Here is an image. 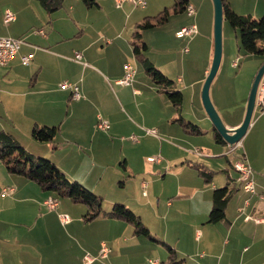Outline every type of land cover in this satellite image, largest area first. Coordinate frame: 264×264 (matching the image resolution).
I'll return each mask as SVG.
<instances>
[{
    "label": "crops",
    "instance_id": "0c3cea01",
    "mask_svg": "<svg viewBox=\"0 0 264 264\" xmlns=\"http://www.w3.org/2000/svg\"><path fill=\"white\" fill-rule=\"evenodd\" d=\"M114 1L116 3V0ZM227 1L239 15H251L256 19L264 15V0ZM189 3L196 10L193 16L204 13L208 17L206 20L207 24L209 23L207 30L210 31L208 37L213 44L212 50L210 49L209 52L208 62L203 67L202 73L196 78L194 75L190 76L185 67V62L187 64L189 61H181V76L177 78V83L174 84L175 88L183 94L181 108L177 109L169 100L167 101L168 98L166 99V95L160 92V89H158V93H141L134 88L133 93L125 91L117 93L121 95L122 100L121 98L120 100L116 97L113 98L119 114L124 117L125 123L128 122L130 131L138 130L144 141L149 137L152 138V136L144 133L141 127L132 125V122L125 116L127 109L134 115H138L139 120H142L143 126H145L147 121L143 114V105L151 100L161 101L167 106V102H169L172 105V111L171 115L165 119V124L169 126L177 123L176 119L180 115L187 120L183 115L187 95H190L189 99L192 100L193 105L195 103L201 105L202 102V90L199 86L205 83L214 56V7L210 0H189ZM75 6L80 10V3H76ZM75 6L72 3L70 9L74 11ZM7 10L9 9H6L5 13ZM26 12L16 10L14 14L16 20L11 23L17 24L22 21ZM2 22L5 23V20L2 19ZM76 25L77 27L89 26L80 21H77ZM135 25L136 23L133 29ZM175 25L176 39L189 40L180 43L182 47L186 45L188 51L185 53L189 55L192 49L187 45L193 47L197 36L178 38L176 34L184 27L196 26L198 29V25L192 22L189 24L185 19L179 20ZM27 29L20 32L10 31L3 36L24 40L26 44L21 47L16 58L7 67H0V131L11 134L26 150L31 151V147H35L36 151L44 153L43 157L49 160L56 151L57 162L53 163L65 173L69 180L78 181L84 185L88 178L81 176L84 171H82V166L79 163L68 161V158H72V154L70 149H66V147L70 144L76 145L72 147L73 154L84 156L93 161L96 160L95 153L98 144L108 141V137L103 134L107 132L101 131L97 127L100 117L106 119L100 112H96L93 118L87 117V109L94 107L96 102L100 105L103 100L102 95H99L95 89L96 82L100 83L101 87L103 86L112 95V85L121 87L117 82L125 76L126 59H122L121 64L113 67L108 63H103L102 60L99 61L100 55L97 52L98 50L104 52L106 49L115 47L116 41L118 39L123 40V36L121 33H117L115 40L107 41V47L101 45V48L99 47L94 51L98 38H92L84 43L83 41L87 38L84 30L74 32V38L78 40V43L68 47L67 44L63 45V42L70 37L65 38L67 36L64 35V32L55 27H52L51 31L39 29L44 30L45 35H31L27 33ZM130 40L126 41L127 44H130ZM127 52L130 54L129 49ZM77 53L82 55L80 62L76 60ZM27 55H32L33 59L29 64H24L21 58ZM127 57H131V55ZM135 59L137 58L135 57ZM84 61L87 66L82 63ZM152 63L154 64V62ZM263 65L264 62L260 68ZM232 68L236 67L232 64ZM166 69L168 68L161 69V71L168 78L170 75H174L171 70ZM178 74L180 71L175 75ZM140 76L141 73L136 71L132 84L124 87H134V85L139 84L140 80H144ZM219 77L221 75L217 74L215 80L219 81ZM63 82L78 86L82 98L76 99L72 89L62 90L60 85ZM261 83H264V77ZM151 88L154 90V87ZM198 90H201V93H197ZM114 94L116 95V93ZM223 96L227 95L223 93ZM247 102L248 99L243 102V106L239 109L237 121L226 123L227 127L236 128L242 124L247 110ZM218 109H221L218 111L228 114L227 108ZM255 111L256 115H253L248 134L242 140V149L239 148V151H235L240 154L238 157L243 156L253 169L256 184L255 195L246 193L240 183L237 182L238 176L234 175L236 173L232 169L234 162L228 161V158L226 159L229 168L222 166L223 170H221L224 179L213 184V188L201 185L200 188H193L192 193H187L191 187L180 182L175 188L168 191L169 188L164 185L168 176H177L178 178L186 171L187 165L183 164L180 167L178 163L185 161L186 164H193L190 156L204 157L193 153L190 145L197 143L193 139L195 136L185 134L181 126L179 131L173 127L166 128V125L160 123L161 126L159 127H162V131L170 133L172 139L177 143L179 142L177 145H171L174 151L171 157L166 154L167 161L161 157V162H151L149 158L152 157H148V162L156 165L139 171L130 168L129 158L121 163L125 171L129 170L134 175L136 185L139 186L140 190H143L142 196L140 195V206L145 210L141 213L135 212V214L140 215L143 223L157 239L173 248L180 264H264V201L258 196L264 193V112L262 113L260 109ZM3 117H6L7 120H4ZM203 119L206 120V118ZM106 121L110 123L109 131L116 126H121L119 121L113 119ZM84 123H87L85 124L86 128H84ZM192 123L197 125L199 122L193 121ZM36 126L58 128L57 149H54L55 146L53 145L49 149V147H41L35 143H33L34 145L31 143L32 146L23 144L20 135L31 136L32 130ZM211 132L213 138V129ZM214 143L216 146L228 148V153L231 152L229 146L217 144L215 141ZM163 150L164 147L162 146ZM200 151L203 153L201 149ZM214 151L216 150L214 149ZM222 153H217V155ZM61 161L69 163L71 167L65 168L63 166L66 165L65 162L63 164ZM164 162L170 165L174 164L176 167L172 169L170 165H165ZM222 164L221 161L217 162L218 166ZM203 165L206 166V164ZM206 167L209 168V166ZM228 179L234 182L235 188L239 189L228 204L226 210L228 222L208 223L209 214L213 208V191L225 187ZM7 187L15 188V192L13 195L2 197V190ZM198 192L204 193L205 199L196 200ZM166 193L169 194L168 197L170 198L165 202V208L162 209V203L166 201ZM208 195L209 201H206ZM51 197L56 196L53 193L43 191L35 183L22 176L10 174L0 161V264H85L87 255L94 258L92 264H152V262L162 264L169 261V252L163 244L146 237L136 236L132 225L107 217L86 222L84 216L87 208L84 209L80 207L83 205L74 204L69 199H67L68 201H58L56 209L50 210L46 202ZM116 203L120 202L115 200L114 204ZM124 205L132 210L130 206ZM193 209L194 213L191 214ZM132 211L134 212V210ZM61 215H68L71 219L70 223L64 225L61 221ZM145 215L152 216L154 220L149 223L144 221ZM185 215L192 218L189 219V225L174 227L173 229L168 225L170 217L179 219ZM249 217L258 221L251 220ZM95 232H99L101 236L93 243L91 239L94 238ZM89 239L90 244H88ZM104 244L110 249V253L106 258H101L99 254Z\"/></svg>",
    "mask_w": 264,
    "mask_h": 264
},
{
    "label": "rangeland",
    "instance_id": "374dc122",
    "mask_svg": "<svg viewBox=\"0 0 264 264\" xmlns=\"http://www.w3.org/2000/svg\"><path fill=\"white\" fill-rule=\"evenodd\" d=\"M96 1L100 7L88 8L83 4V2H81V0H66L63 9L49 15L41 7L37 0H0V36L3 37L10 31L20 32L26 28H28L27 33L32 35L36 34L39 29L51 31L52 27H55L57 30L64 32V35L67 36L65 38L70 37V39H67L63 42V45L67 44L69 47L78 43V40L74 38V32L76 30H84L87 37L83 41L84 43L91 40L92 38H98V42L94 49V51H96L97 48H101V45L103 47H107V41L115 40L117 38L115 35H117V33H121L123 40L118 39L115 43V47L106 49L104 52L98 50L97 53L100 55L99 61L102 60L103 63L105 62L110 66L116 67L117 64H121L122 59H126V64H131L138 73H141L140 77H143L142 79L144 80H140V83L134 85V87L130 86L125 88L124 86L117 87L112 85L113 95L108 93L103 88V86L101 87L100 83L96 82L95 89L99 95H102L103 100L100 105L98 102H96L94 107L92 106L87 109V117L93 118L96 112H100V114L106 120L113 119L119 121L121 126H116L107 133H103L104 136L108 137V141H103L98 144L97 151L95 153L96 160L92 161L91 159L85 158L84 156H77L76 154H73L72 147L76 146L74 144H70L68 147H66V149H70L72 154V158H68V161L79 163L82 166V171H84L81 176H86L88 178L87 182L85 181L86 183H84L83 186L103 198V209L106 212H109L115 200H118L120 204L123 203L122 205L126 204L130 206L132 210H134V213H141L145 210L140 206V195L142 196L143 190H140L139 186L136 185L134 175H132L129 170L125 171L121 163H124L125 160L129 158L130 168L139 171L149 168L150 166L154 167V165H156L154 163L148 162V157L160 156L164 161H167L166 157L172 156V152L174 150L171 145H177L179 142L177 143L174 141L170 133L168 134L166 131L163 132L162 127H159L161 126L160 123L166 125L165 119L171 115L172 105L167 102V106L161 101L156 100L146 102L142 107L143 114L146 116L145 118L147 121V125L145 126H143V121L139 120L138 115H134L129 109L126 110L125 116L132 122V125L135 127H141L144 133H146L145 130L147 129L157 130L158 137L153 138L154 136H152V138L149 137L144 141L143 138L140 137V132L138 130H135L134 132L130 131L128 122L125 123L124 117L119 114L113 98L116 97V99L120 100L121 95L117 93H123V91L127 93H133L134 88L139 90L141 93H158L159 87L154 84L152 80L144 73L141 63L134 57L133 46L127 44L126 41L131 39L132 33L134 31L133 26L135 23L142 22L146 17H155L162 10H164V8H170L173 6L175 0H145L147 2V6L145 8H142L141 6H135L129 1H125L122 7H117V4L114 0ZM210 1L213 4L212 0ZM72 3H74V6L76 3H80V10L75 6V10L72 11L70 9ZM6 9H9L13 14H15L16 10H24L27 12L24 14V19L19 23H10L6 25L2 22ZM207 18L208 17L204 13L197 16H188L186 13L182 15H173L165 25L145 30L143 32V39L148 46V49L143 51L145 57L148 58L150 62H154L155 67L158 69L161 68L163 70L164 68H168L166 70H171L173 72L172 74L174 75H170L169 79L172 80L174 84L177 83V78L181 76V61H189L187 64L185 62V67L188 69L190 76L194 75L195 78L202 73L203 67H205V64H207L209 52L210 49L212 50L213 44L208 37L210 31L207 30L209 28V23L207 24L206 21ZM260 18L262 17H259L258 19ZM181 19L187 20L189 24L192 22L198 25L196 42L193 44V47L187 45V47L192 49V52L189 55L185 53L186 45L183 47L180 45L182 41L188 42L189 40H177L175 37L174 27L176 26L175 24ZM77 21L83 22V24H88L89 26L77 27ZM128 49L130 50V54L127 52ZM128 55H131V57H127ZM237 60L239 61V67L232 68L233 62ZM263 62L264 56L246 54L242 50L239 30H235L231 24L225 21L223 25V55L218 73L221 75V77H219V81L216 79V82L215 80L210 90L211 100L215 108H217V111L221 110L218 109L221 107L228 109V114L218 111L224 124L237 121L239 109L243 106V102H245L246 99H249L255 77ZM82 63H84V65L86 64L85 61ZM110 66L108 67L110 68ZM178 71H180V74L175 75ZM203 84L199 86L201 90L203 88ZM151 87H154V90ZM201 90H198L197 93H201ZM114 93H116V95ZM223 93L227 96H223ZM189 98L190 95H187V99L184 103L183 115L189 121L199 122L197 125L204 130V134L195 136L193 138L195 141H197V143L190 145L193 149V153L196 148H199L203 151L204 157L198 158L190 156V160L193 161V164L194 162L206 164V166H209V168H211L216 174L214 176L213 182L207 184L205 180L199 175L197 170L192 167L191 163L186 164L185 161H182L184 163L178 164L180 167L183 164L187 165L186 171L183 175L178 176V178L177 176H168V179L164 184L167 186V188H169L168 191L175 188L180 182L191 187L190 190H187V193H192V191H194L193 188H200L201 185L213 188V184L224 179V174L221 170H223L222 166L229 168L228 161L234 162L235 164H233L235 170L232 168L236 173L234 175L242 176L240 164L236 158L240 154H237V152L228 153V148L216 146L213 141L214 136L212 138L211 132L213 129V124L206 113L203 102H201V105H199V103H195V105H193L192 100ZM254 114L256 115V111ZM3 118L4 120H7L6 117ZM203 118H206V120ZM85 124L87 123H84V125ZM170 125H166L165 127H173V129H178L179 131L181 129L178 123H173ZM84 128H86V125ZM81 129L85 130L83 128ZM130 136H136L139 142H133L130 140ZM20 138L23 140V144L27 146H32L34 145L33 143H35L41 147H49V149L53 145L55 146L54 149H57V138L54 142L48 144L37 143L31 138V136H27L25 134L20 135ZM244 139L245 137L243 140ZM162 146L164 147L163 151ZM214 149L216 151H214ZM30 150L31 151H27L31 152V154L33 153V155L36 157L48 160V158L43 157L44 153L36 151L37 149L35 147H31ZM217 153L222 154L217 155ZM226 158H228V161ZM65 160L67 161V159ZM50 161L57 162L56 151L55 155L51 157ZM219 161L223 163L220 166L217 165V162ZM61 162L64 164L65 161ZM65 164L66 165H63L65 168L69 169V167H71L69 163L65 162ZM164 164L170 165L166 162H164ZM170 166L172 169L176 167L174 164ZM165 196L166 201L162 203V209L165 208V202H167L170 198L168 197V193H166ZM205 197L206 195L204 193L198 192L196 200L205 199ZM51 198H55L60 202L67 200L56 197ZM206 201H209V195ZM80 207L84 209L87 208L85 205ZM193 213L194 209L191 214ZM189 219L192 218H188V215H185L179 219H172L170 217L168 225L172 227V229L174 227L187 226L190 224ZM152 220H154L152 216L145 215L144 221L149 223ZM161 224L163 225L162 221ZM99 236H101L99 232H95L94 238L91 239L92 242L95 243ZM88 244H90V239L88 240Z\"/></svg>",
    "mask_w": 264,
    "mask_h": 264
},
{
    "label": "trees",
    "instance_id": "16d2710c",
    "mask_svg": "<svg viewBox=\"0 0 264 264\" xmlns=\"http://www.w3.org/2000/svg\"><path fill=\"white\" fill-rule=\"evenodd\" d=\"M41 7L49 14H54L64 7L66 0H37ZM88 8L100 7L96 0H81ZM146 2V1H145ZM225 21L231 24L235 30H239L242 50L250 55H264V15L260 19L251 15H239L230 6L227 0H222ZM190 5L189 0H175L173 6L166 7L155 17H146L142 22L136 23L131 36L130 44L133 46V53L141 63L144 73L159 86L160 92L166 95L171 104L179 109L183 104V94L174 86L161 70L155 67L143 51L148 49L143 39V32L168 23L173 15L187 13ZM147 6V2H146ZM176 122L179 123L184 133L192 136L204 134V130L185 120L181 115ZM57 127L36 126L32 130V139L40 144L52 143L57 136ZM214 141L223 146H229L217 129L213 126ZM238 158V157H236ZM0 161L10 174L22 176L37 184L43 191L55 194L56 198L69 199L74 204H82L87 207L84 216L86 222H92L100 217H107L128 223L133 226L136 236L146 237L152 241L163 244L169 252V261L162 264H180L175 251L167 243L160 241L144 225L141 218L130 208L120 203L113 205L110 212L103 209V198L93 193L78 181H71L67 178L53 162L49 159L36 157L29 153L11 134L0 131ZM199 175L207 184L213 182L215 172L203 164H192ZM234 169V165L232 166ZM235 170V169H234ZM226 174H228L226 172ZM235 181V180H234ZM233 181L228 179L227 185L213 191V208L209 214L208 223L216 224L228 222L226 210L229 202L239 191L235 188ZM234 187V188H233Z\"/></svg>",
    "mask_w": 264,
    "mask_h": 264
},
{
    "label": "built area",
    "instance_id": "2783aa9c",
    "mask_svg": "<svg viewBox=\"0 0 264 264\" xmlns=\"http://www.w3.org/2000/svg\"><path fill=\"white\" fill-rule=\"evenodd\" d=\"M125 1H129L135 6H141L142 8L146 7L145 0H116L117 7H122ZM195 13H196L195 8L189 5L187 8V14L189 16H193ZM4 20H5V24H8V23L15 21L16 16L10 10H7L4 15ZM197 32H198L197 27L191 26V27H184L180 29L176 35L178 38H186V37L192 38L194 35H196ZM36 34L45 35L44 30H38ZM24 44H26L24 40L11 39V38L0 36V67H7L10 64V62L16 58V56L21 50V47ZM187 51L188 50L185 49V52ZM32 59H33L32 55L23 56L21 58L24 64H29ZM76 60L80 62L82 60V55L77 53ZM85 65L87 66V64ZM233 66L236 68L239 67V61L238 60L235 61L233 63ZM125 70L126 72H125L124 78L117 82V84L121 86L131 85L133 82L134 75L136 73L134 67L131 64H126ZM60 88L62 90L72 89V93L76 99L82 98V95L79 91L78 86L71 85L67 82H64L60 85ZM256 109H260L262 113L264 112V83H260L258 87L255 110ZM97 126L99 130L104 131V132H108L110 129V123L104 120L102 117L99 118V122ZM145 132L147 135L158 137V132L156 129H147L145 130ZM130 140H132L135 143L139 142L136 136H131ZM241 144H242V141L238 142L237 144L233 146H229L231 153L241 148L242 147ZM194 153L198 156H204V154L200 151V149H195ZM149 161L158 163L162 161V158L160 156L152 157V158H149ZM237 161L239 162L240 166L244 167V174L243 176H238L237 182L240 183V185L242 186V188L244 189L246 193L255 195L256 194V184L254 181V176H253L254 173H253L252 167L250 166V164L247 162V160L243 156H239L237 158ZM14 192H15V188L7 187L2 190L1 196L2 197L10 196V195H13ZM258 196L261 200L264 201V193L259 194ZM46 205L48 206L50 210H54L58 206V201L55 198H49L48 201L46 202ZM249 219L258 221L257 219H254L251 217H249ZM61 221L64 225H66L70 223L71 219L69 218L68 215H61ZM109 253H110V249L107 247V245L104 244L102 246L99 256L101 258H106ZM93 262H94V258H92L91 256H86L85 264H92ZM152 264H158V263L152 262Z\"/></svg>",
    "mask_w": 264,
    "mask_h": 264
},
{
    "label": "water",
    "instance_id": "95a60500",
    "mask_svg": "<svg viewBox=\"0 0 264 264\" xmlns=\"http://www.w3.org/2000/svg\"><path fill=\"white\" fill-rule=\"evenodd\" d=\"M214 6V56L210 69V73L204 83L202 89V102L206 110L207 115L212 121L213 126L217 129L223 139L229 146H233L242 141L246 136L254 115L256 106V96L258 87L264 77V65L258 71L255 77L250 96L248 99L247 110L242 124L236 128L227 127L221 119L217 109L215 108L211 96L210 90L212 84L219 72L222 55H223V25L225 22L224 9L222 0H212Z\"/></svg>",
    "mask_w": 264,
    "mask_h": 264
},
{
    "label": "bare ground",
    "instance_id": "6f19581e",
    "mask_svg": "<svg viewBox=\"0 0 264 264\" xmlns=\"http://www.w3.org/2000/svg\"><path fill=\"white\" fill-rule=\"evenodd\" d=\"M237 167H239V166H237ZM240 169H241V171H242V176H243V174H244V167L243 166H240Z\"/></svg>",
    "mask_w": 264,
    "mask_h": 264
}]
</instances>
